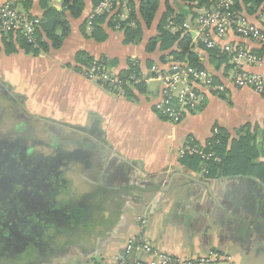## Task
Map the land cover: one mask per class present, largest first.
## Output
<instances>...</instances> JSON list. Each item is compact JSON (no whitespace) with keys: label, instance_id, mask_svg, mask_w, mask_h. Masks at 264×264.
Here are the masks:
<instances>
[{"label":"crops","instance_id":"obj_1","mask_svg":"<svg viewBox=\"0 0 264 264\" xmlns=\"http://www.w3.org/2000/svg\"><path fill=\"white\" fill-rule=\"evenodd\" d=\"M47 1L62 12L63 0ZM177 1L180 4L175 8L169 0H161L152 25L142 27L138 42L127 44L124 32L106 26L107 39L90 38L91 30L84 23L94 0H85L79 19L67 14L70 31L58 49L50 47L37 56L24 51L0 53V82L22 100L30 119L73 130L101 145L103 155H89L85 162L92 170L99 160L103 162L102 188L107 194L97 204L99 214L77 224L69 241L59 244L60 249L7 264H161L159 258L138 249L128 254L132 242L151 246L159 255L185 260L218 253L234 264H264V171L261 177L213 179L184 165L186 156L182 155L187 146L209 144L215 128L229 136V141L237 139L247 126L263 132L264 95L250 88L235 89L228 64L212 63L208 52L194 40L199 62L226 91L209 95L202 108L186 114L179 124L169 123L160 113V82L132 88L130 94L120 96L82 75L85 56L104 61L116 72L127 70L131 63L142 74L153 67L167 69L173 63L169 52H162L160 45L147 51L149 42L158 36L166 3L177 14L189 12L186 21L204 10H191ZM5 2L32 16L42 17L45 12V0H0V5ZM242 9L264 32L262 7L254 13L248 7ZM226 42L244 43L260 53L261 66L248 70L264 77V44L233 36ZM260 161L264 163V157ZM86 175L92 176L88 183L94 188L96 174L88 171ZM161 188L165 191H159Z\"/></svg>","mask_w":264,"mask_h":264},{"label":"flooded vegetation","instance_id":"obj_2","mask_svg":"<svg viewBox=\"0 0 264 264\" xmlns=\"http://www.w3.org/2000/svg\"><path fill=\"white\" fill-rule=\"evenodd\" d=\"M93 142L73 130L30 119L22 100L0 82V264L55 252L69 241L72 224L99 214L97 204L107 195L102 188L106 170L101 160L94 170L87 169ZM94 155L103 154L93 149ZM88 171L96 174L99 189L78 195L92 177ZM59 188H64L62 195Z\"/></svg>","mask_w":264,"mask_h":264},{"label":"built area","instance_id":"obj_3","mask_svg":"<svg viewBox=\"0 0 264 264\" xmlns=\"http://www.w3.org/2000/svg\"><path fill=\"white\" fill-rule=\"evenodd\" d=\"M132 0H100L87 18V28L92 29L93 20L101 15L114 17L121 22H128L131 16ZM235 0H219L210 9H205L196 17L186 21L181 27L169 22L172 31H185L194 42L207 49L218 50L228 56L229 77L235 89L250 88L264 95V77L257 72H251L248 67H259L262 56L244 43H230L226 40L233 36L242 40H250L264 44L263 30L252 23L247 16L235 10ZM42 24L41 18L29 15L5 3L0 6V45L5 36H19L31 45L37 47V31ZM134 24H131L133 26ZM119 29V26H117ZM194 35V37H193ZM222 42H226L222 44ZM85 79L97 83L115 94H122L125 86H137L158 81L162 84L161 115L172 124H179L186 114L202 108L209 95H217L226 91V86L218 82L208 70L190 67L189 64L172 63L167 69L153 67L150 73L135 74L127 82L121 79V72H116L104 61L95 59L82 72ZM215 128L214 137L219 135ZM221 144L220 140L205 146H187L182 150L183 156H198L204 161H219L214 147ZM207 173V171H204ZM141 250L154 258H159L161 264H234L229 258L218 253H211L196 260H185L171 255H159L151 246L138 245L132 242L128 254ZM125 264V263H122Z\"/></svg>","mask_w":264,"mask_h":264},{"label":"trees","instance_id":"obj_4","mask_svg":"<svg viewBox=\"0 0 264 264\" xmlns=\"http://www.w3.org/2000/svg\"><path fill=\"white\" fill-rule=\"evenodd\" d=\"M99 1L94 0L93 9ZM181 2L193 10L194 8L210 9L219 0H181ZM130 4L132 11L128 22H121L117 18H109L106 15L98 16L93 20L90 38L104 41L107 39V33L104 27L106 26L110 30H117V26H119L118 30L124 32L125 42L127 44L140 41L143 36L142 27L146 26L149 28L152 25L160 10L161 0H132ZM13 6L27 13L26 9L20 8L16 4H13ZM242 7H248L247 10L251 13L257 12V9L262 7L261 12L264 14V0H236L235 10L242 13ZM43 10H45L44 15L40 17L42 24L36 34L37 47L28 44L21 35H9L3 38L0 45V53L2 52V45L8 49L6 51L8 55L24 51L27 54L37 56L41 52H47L50 47L58 49L70 31L67 14L73 19H79L85 10V0H63L62 12L53 9L49 2L45 0ZM29 15L31 14L29 13ZM189 15L191 14L185 10L177 14L171 5L166 3V13L159 25L158 36L149 42L147 51L153 52L160 45V50L162 52H169L168 56L172 57L174 63H187L190 67L207 70L199 62L198 56L194 53L193 38L190 34L185 31L174 32L169 28L170 21H173L176 27H181ZM196 15L194 14V17ZM131 24L134 25L131 26ZM84 27L87 28V20L84 23ZM200 48L208 52L212 63H216L218 66L228 64L227 55L215 49H207L204 46H200ZM84 59L87 62L86 64L89 65L96 58L91 59L85 56ZM135 74H141L140 68L131 63L127 70L121 72V79L127 82ZM214 78L216 79L215 76ZM128 87L125 86V91L127 94H130V87ZM141 87L142 85L139 88ZM219 132V135L214 137L210 142L214 143L216 140H220L221 142L219 146L214 147V152L220 159L218 162L214 160L204 161L198 156H186L183 161L184 165L194 168L197 171H207V177L213 179L240 176L261 177V172L264 171V163L260 161L264 157V131L259 132L258 128L252 131L247 126L239 132L238 138L232 141H229L230 137L220 129ZM258 137H260V141ZM63 191L64 188H59V195H62ZM64 208L67 209V207ZM72 225L73 228L76 226L74 224Z\"/></svg>","mask_w":264,"mask_h":264},{"label":"rangeland","instance_id":"obj_5","mask_svg":"<svg viewBox=\"0 0 264 264\" xmlns=\"http://www.w3.org/2000/svg\"><path fill=\"white\" fill-rule=\"evenodd\" d=\"M162 1H165V0H162ZM236 1V0H235ZM169 2L175 7V8H177V4H180L177 0H169ZM5 3H11V2H5ZM5 3H3V4H5ZM3 4H1V5H3ZM0 5V6H1ZM163 9H164V7H163ZM205 11V9L204 10H201L200 12L202 13V12H204ZM200 12H198L197 13V15L200 13ZM196 15V16H197ZM1 50H2V52H5L6 53V51L8 50L5 46H3L2 45V47H1ZM153 82V81H152ZM143 86L144 84L142 83V84H139V85H137V86H130V89H132V88H139L140 86ZM129 88V87H128ZM111 93H113L112 91H110ZM126 94V91H124V92H122V94H120V93H118L117 95H120V96H122V95H125ZM26 114V113H25ZM26 116H28L27 114H26ZM29 117V116H28ZM47 124H50V125H53L52 123H49V122H46ZM70 179H73L71 176H70ZM86 186V185H85ZM82 187L83 188H81V189H79V190H77V192H76V194H81V195H83L85 192H92V191H97L98 189H99V187H94V188H92L90 185H89V183H88V185H87V187H84L83 185H82ZM62 224V227H64V228H66L65 227V225L63 224V223H61ZM68 229V228H67Z\"/></svg>","mask_w":264,"mask_h":264},{"label":"water","instance_id":"obj_6","mask_svg":"<svg viewBox=\"0 0 264 264\" xmlns=\"http://www.w3.org/2000/svg\"><path fill=\"white\" fill-rule=\"evenodd\" d=\"M93 146L92 147H89L90 148V150H89V155H91V153L93 152V149L94 150H101V151H104V149H102V147H101V145L100 144H98V143H96V142H93ZM189 177V176H188ZM190 179H192L193 180V178H191L190 177ZM157 190V188L154 190V191H156ZM159 191H162V192H164L165 191V189L164 188H161Z\"/></svg>","mask_w":264,"mask_h":264}]
</instances>
